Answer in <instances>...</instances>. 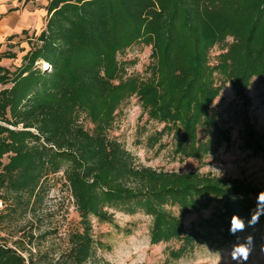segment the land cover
<instances>
[{
  "label": "trees",
  "instance_id": "1",
  "mask_svg": "<svg viewBox=\"0 0 264 264\" xmlns=\"http://www.w3.org/2000/svg\"><path fill=\"white\" fill-rule=\"evenodd\" d=\"M46 11L38 35L22 33L29 49L20 65H0V226L41 204L61 173L81 224L69 236L64 264L92 259L89 217L109 219L108 209L152 216V243L180 242L168 251L173 259L197 244L235 242L231 217L247 223L260 191L197 171L137 165L109 131L120 107L136 98L146 123L161 125L147 138L158 150L170 137L175 158L204 161L229 144L213 104L226 85L242 101L253 80L264 82V0H50ZM140 44L150 47L149 63L129 73L132 62L120 58ZM245 121L244 146L264 152ZM168 204L198 219L186 229L165 212ZM243 234L264 241V215L237 236ZM0 264L37 263L3 244Z\"/></svg>",
  "mask_w": 264,
  "mask_h": 264
},
{
  "label": "rangeland",
  "instance_id": "2",
  "mask_svg": "<svg viewBox=\"0 0 264 264\" xmlns=\"http://www.w3.org/2000/svg\"><path fill=\"white\" fill-rule=\"evenodd\" d=\"M37 7H42V4ZM23 39L25 36L13 39L15 44H8L6 40L0 55L10 53L14 58H4L3 65L9 68L20 65L29 49ZM217 52L215 48L212 54ZM149 54L150 47L140 44L127 50L120 59L132 62L128 66L129 73L141 74L149 63ZM247 97V100L242 101L236 99L229 85L222 90L213 108L221 113L229 129L230 142L223 144L204 161L175 158L171 154L170 137L161 139L160 143L166 144L162 150H158L159 144L150 145L148 136L159 131L161 125L146 123V116L141 115L136 98L120 107L109 134L133 155L137 165L157 171H197L213 175L224 182H243L255 190L264 191V152L254 154L247 150L242 141L243 121L247 119L249 127L260 136L264 147V82L253 80L247 90ZM56 182H50L52 185L48 187L41 204L33 207L24 217L14 216L3 221L0 226V245L15 247L25 257L31 256L37 264H64L62 257L67 251L69 236L72 232L80 231L81 224L73 200L62 184L61 173L56 176ZM253 205L256 206V200ZM163 209L168 215L181 218L186 229L198 219L196 214L182 217L177 206L171 204L165 205ZM3 210L4 205L0 202V211ZM108 214L110 218L106 220L89 217L94 243L92 259L86 264H92V261L100 264H233L228 251L234 242L221 248L197 244L192 251L173 259L168 251L177 249L180 242L152 243V216L143 211L127 213L118 209H108ZM200 215L207 217L209 210L202 211ZM245 236L247 234L240 238ZM247 264H264V241L255 243Z\"/></svg>",
  "mask_w": 264,
  "mask_h": 264
},
{
  "label": "crops",
  "instance_id": "3",
  "mask_svg": "<svg viewBox=\"0 0 264 264\" xmlns=\"http://www.w3.org/2000/svg\"><path fill=\"white\" fill-rule=\"evenodd\" d=\"M49 1L0 0V52L6 45V40L8 44H15L13 40L9 41V38L20 39L25 36L23 32H27L28 36L38 35L44 29L47 19L46 7ZM39 4H42V7H37ZM29 30L32 31L31 35H29ZM23 40L26 42L25 39ZM21 43L24 42L21 41ZM2 62L3 59L0 65L6 67Z\"/></svg>",
  "mask_w": 264,
  "mask_h": 264
},
{
  "label": "clouds",
  "instance_id": "4",
  "mask_svg": "<svg viewBox=\"0 0 264 264\" xmlns=\"http://www.w3.org/2000/svg\"><path fill=\"white\" fill-rule=\"evenodd\" d=\"M264 215V191H260L256 197V206L251 212V218L245 222L237 214H233L230 221V234L236 236V241L232 244L228 251V257L233 264H247L249 257L254 250L255 240L253 235L249 234L243 239L237 236V233L244 232L248 227H254ZM223 260V254H221Z\"/></svg>",
  "mask_w": 264,
  "mask_h": 264
},
{
  "label": "built area",
  "instance_id": "5",
  "mask_svg": "<svg viewBox=\"0 0 264 264\" xmlns=\"http://www.w3.org/2000/svg\"><path fill=\"white\" fill-rule=\"evenodd\" d=\"M22 1H26V0H22ZM35 1H39V0H35ZM45 69L48 68V66L46 64L43 65Z\"/></svg>",
  "mask_w": 264,
  "mask_h": 264
}]
</instances>
